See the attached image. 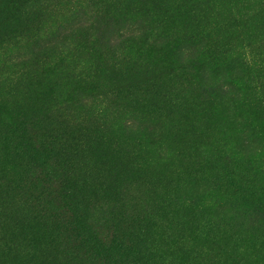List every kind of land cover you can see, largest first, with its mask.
<instances>
[{
	"label": "rangeland",
	"instance_id": "374dc122",
	"mask_svg": "<svg viewBox=\"0 0 264 264\" xmlns=\"http://www.w3.org/2000/svg\"><path fill=\"white\" fill-rule=\"evenodd\" d=\"M172 11L179 21L168 17ZM138 13L157 14L169 37L138 39L146 28ZM130 33L137 38L125 42ZM263 33L264 0H0L1 105L34 136L46 129L63 163L74 166L70 177L95 186L84 190L104 217L117 211L124 218L114 222L126 241L135 235L143 258L177 264L180 248L197 264H264V168L253 162L264 147V109L231 108L237 127L213 130L228 123L218 109L231 101H220L218 87L240 96L231 79L258 74L224 47L238 41L245 48ZM62 43L76 47L72 59L59 54ZM203 46L215 52L201 56ZM17 56L20 64L7 70ZM220 140L222 151L202 154ZM229 154L242 168L221 165ZM126 186L130 194L118 199L104 194ZM136 204L158 207V217L144 210L145 222L126 227ZM35 236L38 248L31 246L25 264H79ZM6 256L2 264H24L20 252Z\"/></svg>",
	"mask_w": 264,
	"mask_h": 264
},
{
	"label": "trees",
	"instance_id": "16d2710c",
	"mask_svg": "<svg viewBox=\"0 0 264 264\" xmlns=\"http://www.w3.org/2000/svg\"><path fill=\"white\" fill-rule=\"evenodd\" d=\"M82 10L83 8L79 7L77 12ZM136 16L146 27L138 39L149 42L169 37L163 25L164 21L157 17V14L138 13ZM181 16V13L175 14L173 11L168 15L174 21H179ZM164 20L166 22L168 18L164 16ZM79 28L76 27L74 30L77 31ZM135 38L137 37L130 33L125 36L124 41L135 40ZM21 40L18 39L17 44H21ZM87 40H89L88 36ZM236 40L239 39L236 38ZM61 46L67 48L64 50L61 48L59 54L72 59L71 54L76 49L73 43L71 46L62 43ZM202 48L204 51L199 49L201 56L207 52H215L211 47L203 46ZM243 48L242 43L239 45L238 41H235L229 47H224V50L228 55L235 56L241 65L246 64L258 74L250 77L246 82L242 79L238 81L231 79L239 90L240 96H237L233 89L225 90L221 86L218 87L220 101L228 98L231 101L229 105L221 103L218 109L228 123L219 121L214 125V131L216 128L224 131L230 127H237V121L234 118L236 113L231 108L261 106L264 109V33L260 35V39L246 44L244 48L246 51ZM69 49L71 50L68 52ZM20 57L17 56L14 60L9 59L4 67L12 71L13 67L20 64ZM84 109L87 111L89 107L85 105ZM0 120L4 124L0 125V264L9 261L6 253L10 251L20 252L24 264L31 261L32 258L29 257L31 246L38 248L39 237L35 236V233L45 236L49 242L55 244V251L62 255L64 260L71 258L79 264H154L143 258L140 252L137 254L133 245L137 240L135 235L130 241L125 240L120 232L119 220L114 222V218L124 219L117 214V211L109 210L108 216L104 217V209L91 203L92 194L84 189L95 186L88 185L86 177H70V170L74 166L63 163L59 157L60 152H57L54 146V140L44 135L46 129L42 130L43 134L34 136V132L30 131L26 122H17L14 118H10L9 113L3 109L1 101ZM32 125L35 131L40 127L35 123ZM234 134L237 133L234 132ZM213 143V148L206 145L202 154H208L211 151L213 153L218 149L222 151L223 140H220L219 145L218 142ZM256 153L253 159L255 166L264 168V147ZM232 154L226 155L221 165L225 168H242V164L238 162V159H234ZM101 158L103 159V156ZM105 160L109 161L113 167L121 168L115 160L109 157ZM78 173L86 176L84 172L78 171ZM112 179H117V176L114 175ZM130 192L131 189L128 186L108 187L104 190L105 195L117 199ZM11 199L14 200L13 203ZM120 202L117 200L116 205ZM16 206H19L18 210L15 209ZM136 206L131 207L134 222L126 221V227L135 228V220L142 218L144 210H148L154 220L158 217V207L151 204L148 206L136 204ZM101 213L104 218L99 217ZM142 220L145 222L144 218ZM255 231L253 227L249 236L254 235ZM147 236L148 231L144 229V232H141V240L143 241ZM240 251L247 254L249 249L244 245ZM173 256L172 260H176L177 264H197L192 262V258L187 256L183 249H174ZM223 260L224 258H219L218 263L206 260L204 264H222ZM19 261L20 259H14L10 264H19Z\"/></svg>",
	"mask_w": 264,
	"mask_h": 264
}]
</instances>
